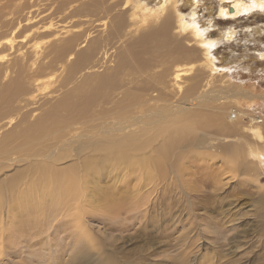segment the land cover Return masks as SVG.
<instances>
[{"label": "bare ground", "instance_id": "6f19581e", "mask_svg": "<svg viewBox=\"0 0 264 264\" xmlns=\"http://www.w3.org/2000/svg\"><path fill=\"white\" fill-rule=\"evenodd\" d=\"M73 1L63 0L57 9H62ZM106 1L82 2L74 10L69 11V16L80 15L85 16L84 18L92 15L94 16L91 18H94L96 13L102 12L104 19L102 18L100 25L103 29L99 27L101 30L100 32L96 30L98 32L96 34L92 31L93 20L74 21L72 30L63 27L61 30L65 31L57 33L48 26L27 25L30 20V17H27L25 25L20 29L10 30L8 36L0 40V52L6 50L12 52L0 56V87H12L7 95V102L10 103V111L17 116L20 114L21 118L28 114L26 107L36 100V93L48 87L43 85H50L56 69H59L61 76L63 75L58 82L62 87L48 94H56L60 88L66 87V83L75 74L83 70L78 75L83 76L78 83L80 88L75 89L73 86L72 91H68L58 100L55 99L53 105L51 103L50 107L40 112L33 124L28 121L29 123L27 122L19 131L10 129L11 131L5 132L0 140V157L8 155V159L1 160L0 163L9 161L12 154H18L19 148H22L19 155L25 160L29 159L26 163V176L14 181L9 180L7 189L5 188L1 194L0 209L3 212L0 213V258L15 254L19 256L16 264H33L31 261L34 259L29 261L26 257L28 253H38L41 259L35 260L45 262L52 256L49 250L52 244L63 239V247L67 245L69 247L67 248V256L70 255L69 264H91L87 262L85 255L93 253V248L101 249L104 244L88 229L89 225H86L85 218H93L98 215L97 212L100 216H109L112 224L110 221L109 225L105 223L104 225L115 227L116 230L111 232L110 238L116 237L114 234L116 231L122 232L120 227L116 226L117 223L115 224L119 217L125 218L127 214L136 213L137 204H146L154 191L160 192L162 187L159 188L160 182L167 179L165 165L168 163L174 168L172 170L177 179L183 183L181 188H188L186 182L182 180L186 175L195 177L193 184H203L208 177L213 189L222 185L219 176L224 173V162L223 164L215 162L216 158L222 159V155L217 146L208 142L210 136L207 137L205 133L199 136L195 134L197 128L193 129L195 122L193 118L197 117L199 121L197 123L204 128L207 127L208 121L205 117L207 111L203 114L205 111L203 109L207 105L200 106L202 103L200 101L225 99L221 94H224L226 89L219 90L215 95L213 92L211 97V94L207 95L206 86L213 83V75L221 70L215 65L217 57L214 56L213 50L219 43L232 40L235 33L232 30L216 31L214 37L210 31L213 29L212 23L205 18L202 21L201 17L204 12H213L212 1L217 2L215 13L218 17L234 19L239 15L245 16L254 11L264 10V0H124L120 4L118 19L114 23L112 10L118 4L113 0L108 3ZM26 5L27 3L18 5V10ZM4 23L9 24L3 22L2 25ZM173 27L178 33L176 37H173ZM20 30L26 32L21 37L24 43L21 47H15L17 43L15 40H18L17 32ZM247 33L253 39H259L261 36L258 35L262 34L259 26L249 28ZM179 34L188 36L197 47L185 46L187 44L182 42L183 37L180 40L177 38ZM26 37L30 38L27 40ZM122 45V50L117 52ZM43 46L44 48L49 46L47 58L43 57ZM157 48H160L161 52L157 51L148 59L147 52H155ZM14 52L19 53L10 57ZM197 52H201V65L211 76L207 75L204 84H200L202 81L200 77L191 76L195 82L184 88L178 80L195 66L191 65V68L186 70L180 68L177 63L196 56ZM122 58L132 68L124 67ZM160 61L168 63L169 66L160 72H154L153 69ZM108 62L110 67L106 66ZM102 66H105L103 71L91 74ZM221 67L223 70L226 68L224 65ZM227 70L231 72V69ZM9 71L15 72L16 75L9 77ZM88 72L90 73L87 74ZM131 72L137 74L135 83L144 81L137 83L135 90L129 88L121 92L120 85L125 81L124 77ZM149 72L155 77L156 85L160 84V88L153 86L151 94L156 91L153 95L149 93L151 86L145 84V78H141L143 74ZM169 73L174 81L172 89L163 81ZM92 75L94 76L91 77ZM7 77H9L7 81H1ZM93 85L94 89L91 88ZM75 97L79 99V107L76 108L80 109L77 118L69 115V105L75 104L73 100ZM175 97L176 99H173ZM261 97H264V93ZM194 106L200 107L191 113ZM166 116H172L171 121L158 125ZM200 117L201 120L198 119ZM3 118V114H0L1 123ZM12 118L4 120L7 122L0 124V128L12 124L14 121ZM250 121L255 124L252 127V135L263 140L264 132L258 126L262 119L250 117ZM82 126L88 127L86 133L83 131L85 137L90 132L97 135V138L93 136L95 140L89 139L91 142L89 146L82 141L73 148L76 151L73 152L74 155L71 154V150L68 153L63 151L64 154L60 151L59 160L51 150L47 154L43 152L42 148L46 146L47 138L55 136L53 139L57 138L58 143L62 141L64 144L68 139L61 140V136L66 133H58L62 129L69 130L72 132L70 137L72 140L76 134L74 131ZM210 126L208 127L211 128ZM224 126L227 130L231 129V125L227 123H224ZM13 138L19 139L20 143L16 148L9 149L11 153H8L5 151L4 143ZM74 140L76 141V138ZM51 142L54 144L55 141ZM71 143L74 144L73 141ZM63 144L60 147L64 149L67 145ZM181 146L186 148V151L183 152ZM60 147L56 146L57 150ZM183 157L187 158V163L182 161ZM65 159L69 160L61 162V169L66 168L64 170L56 168L55 164ZM172 183L173 180L168 184ZM120 184L122 186L116 188ZM103 190L110 191L115 198L97 201V193ZM81 205L89 207L83 208ZM122 221L126 223L127 220ZM73 233L78 234L77 237L72 236ZM91 257L94 259V254ZM203 257L204 263L208 260L210 262V256ZM102 262L115 264L113 257L108 253H105V257L98 254L93 264Z\"/></svg>", "mask_w": 264, "mask_h": 264}, {"label": "rangeland", "instance_id": "374dc122", "mask_svg": "<svg viewBox=\"0 0 264 264\" xmlns=\"http://www.w3.org/2000/svg\"><path fill=\"white\" fill-rule=\"evenodd\" d=\"M62 1L63 0H0V40L2 41L3 38L7 37V33H9L10 30L17 28L20 29L21 26L25 25L27 17H30L29 22L26 23L27 25L29 24L33 27L48 26L51 27L52 30H56L57 33L65 31L61 30L63 27L66 28V30H72V23L74 21L84 22L93 20L94 23L92 24V31H94V34L103 29L100 25L101 21L104 19L102 12H98L99 14L96 13L94 18H91L94 15L90 17L86 16V18H84L85 16L80 15L69 16L70 12L82 2L91 3L96 0H74L68 6L63 7L62 9H57L58 5L62 3ZM104 1L106 0H97V2ZM110 1L112 0H107L106 3ZM113 1L118 5L112 10V23L118 19L117 13L121 8L120 4L124 2V0ZM24 3H27V5L23 9H19V11L18 5ZM216 3V1H212L211 5L214 6L213 12H204L201 20L204 21L206 19V21H210L212 23L213 29L210 31L214 37L216 31L223 32L232 30L235 35L232 40L219 43L213 50L214 56L217 57L215 65L221 68V70H219V73L217 72L213 75V83L206 86V91L208 96L211 94V97L213 92H215V95L223 88L228 92H223L224 94L221 95L225 96V99H217L218 102L212 99L206 102H203L204 100L200 101L202 102L200 103V106L203 104L207 105V108L205 107L203 109V111H205L201 112L204 114L207 111V114L205 113V117L208 122L206 120L204 121L207 122L208 125L205 129L201 126V124H198L199 121L197 120V117H194L193 120L195 122L193 123V129L197 128L196 130L194 129V132L195 134H198V136L204 133L207 137L210 136L208 142L217 146L218 151H220L222 159L216 158L215 162H224V164L222 163L224 166V173L219 176L221 178L220 182L222 185H218L217 189H213L208 177H206L203 184H193L195 177L186 175L187 177H183L182 180L186 182L188 188H181L183 183L177 179V176H175L172 170L174 168L170 163L166 164L165 171L167 179L160 182L159 188L162 186V189L160 188L159 190L160 192L157 190L155 193L154 191L149 196L150 199L146 204H137L135 206L138 208L136 209V213L127 214L125 216L126 219L123 218V216L119 217V221L115 222V224L117 223L116 226L120 227V231L122 232L116 231L114 233L116 237L110 238L111 232L116 230L115 227L112 225L111 227L104 225V223L110 224V221L112 224V219L109 216H100L99 212H97V216H94L93 218H85L86 225H89L88 229L94 236L97 237V239L102 241V244H104L101 249L97 250V248H93V253L85 255L87 262H91V264L96 262L98 254L105 257V253H108L113 257L115 264H191L192 262L194 264H209L210 262L212 264H264V139L262 140V138L260 139L252 135V127L255 126V124H252L250 121V117L258 118L259 120L262 119V123H258V126H260L261 130L264 132V97H261V94L264 93V10H258L259 12L254 11L245 16L239 15L234 19L221 18L215 13ZM185 13L187 12L185 11ZM3 22H7L9 24L4 23V25H2ZM255 26H259L262 32L261 35H258L261 36L259 39L250 38L247 33L249 28ZM96 30L99 31L96 32ZM173 30V37H176L178 33L177 31L175 32L174 27ZM25 34V31L21 32L20 30L17 32L18 40H15L17 42L14 45L15 47H21V44L24 43L22 42L23 40H21V37ZM182 37V42L187 44L185 46L194 48L197 47L195 46L196 44L193 40L189 39L188 36H183V34H179L177 36L179 40ZM26 38L28 40L30 37ZM45 48L44 46L42 48L44 50L43 57L47 58L49 46H45ZM122 48L123 45L117 49V52H120ZM23 49L25 50L26 48ZM157 49L158 50L155 52H147L148 59L157 51L161 52L160 48ZM7 53L12 52L10 50H6L0 52V56L1 54L4 55ZM18 53L19 52H14L10 57H13L14 54ZM113 54L114 53H112V55ZM200 54L201 52H197L196 56L189 59H183L177 63L180 68L186 70L190 69L191 65L195 66L193 67L194 69L187 71L181 76L182 81L178 80V83H180L184 88L192 82H195L193 81L195 79L190 78L191 76L200 77V79H202L200 84L205 83L204 81L207 79V75L211 76L208 74L209 71L207 69H203V66L201 65L202 55ZM122 64L126 68H132L127 62H125V60H123V58ZM108 65L109 62L106 66L110 67V65ZM223 65L226 66V68L224 67V70L221 67ZM167 66H169L168 63L160 61L153 71L160 72ZM171 67L173 69L172 65ZM233 67H235V69L232 70ZM228 68L231 69L230 73L228 72L229 70H227ZM102 69H105V66L99 67L98 69L92 71L91 74L101 72L103 71ZM58 70L59 69H56L53 75L55 79L54 77L52 80L50 79V85H43V87H48L43 90H39L36 93V100L26 107L28 114L24 118H21L20 114L17 116L10 111V103L7 102V95L12 87H0V114H3L4 117L1 121L5 124L7 121L4 120H7L8 117H13L12 119L14 120H12V124L8 126L5 125L3 128H0V140L3 138L5 132H9L13 129H17L19 131L26 126L28 121L32 122L30 124H33L40 112L50 107L51 103L53 105L54 101L64 97L68 91H72L73 86L75 89L80 88L78 83L81 81L83 76L79 77L78 75L83 70H80L77 74H75V76L68 83H66V87L62 89L60 88L56 94H48L53 92V90L55 91L59 89V87H62L61 83L58 84V82L63 75L61 76V73L58 72ZM89 73L90 72L87 74ZM150 73L151 72H149V74H143L141 78H145V84L151 86L149 90V93L151 94V90L154 88L153 86L160 88V84L156 85L154 80L155 77L150 75ZM8 74L10 75L9 77H14L16 75L13 71H9ZM93 76L94 75L91 77ZM9 77L4 80L2 78L1 81H7ZM124 78L125 81L121 83L119 89L121 92H124L129 88L135 90L138 84L144 81H139L137 82L138 84L135 83L134 80H137V74L133 72L127 74ZM163 81H166L165 83L170 89H172L174 81L172 80L171 73H169ZM224 81L226 82L224 83ZM76 85L78 86L76 87ZM91 88L94 89L95 86L93 85ZM154 93H156V91ZM249 94H251L252 97H250ZM173 99H176V97ZM73 100L75 104L71 103L69 105V115L73 118H77L80 115V109L76 108L79 107V99L78 97H75ZM13 103L15 104L16 102L13 100ZM159 103L163 104L162 102ZM200 106L192 107L191 113ZM201 118L202 117L198 119L201 120ZM171 119L172 116H166L162 119L163 121L161 120L158 122V125L171 121ZM3 123L0 122V124ZM224 123L231 125V129H225ZM221 127L224 129V132ZM87 128L88 127L82 126L77 131H74L76 134L73 136L72 140L70 139L72 132L67 129H62V131L58 134H66L61 136V140H64V138L68 140H66L63 144L61 143L62 141L58 143L57 138L53 139L55 136L47 138L45 140L46 146L42 148L43 152L47 154L51 150L55 153L58 160L61 159L60 154L63 153V151H65L64 153H68L71 150V154L74 155L76 151H74L73 148H76L77 144L85 141V145L89 146L91 144L89 139L95 140L97 138V135L95 133L94 135L92 132H90L91 134H87L85 137L84 134L87 132ZM211 129H214L213 131L215 133ZM83 131H85V133ZM211 132H213V134ZM93 136L96 138L94 139ZM74 138H76V141ZM51 141H55L57 145H55V142L52 144ZM72 141L74 144L71 143ZM77 141L79 142L77 143ZM19 143L20 140L17 138L9 140L7 143H4L5 151L11 153L9 149L16 148ZM62 144L67 145V147L65 146L64 149L61 148L60 146H62ZM56 146H59L60 148L57 150ZM20 149L22 148H19V151H17L18 154L11 155V159L9 161L0 163V198L3 190H5L7 185H9V180L14 181L19 179L21 176H26L27 174L26 163L29 159L25 160L24 157L19 155V152L21 151ZM181 149L183 152L186 151V148L183 146H181ZM202 151H204V149ZM6 159H8V155L0 157V161ZM186 159L187 158L183 157L182 161L187 163ZM68 160L69 159H65L58 162V164L56 163V168L61 169V162H66ZM65 168L66 167L61 170H64ZM172 180L173 183L169 185L168 183ZM189 180L192 182L190 183ZM164 184L168 185L165 186ZM121 186L122 184L116 188ZM199 186L202 187L200 188ZM97 197L99 199H97V201L99 202H103L105 199L115 198L114 194L107 190L97 193ZM87 206L88 205H85L84 207L87 208ZM81 207L83 206L81 205ZM5 208L4 210H6ZM1 211L3 212V210L0 209V213ZM80 211L78 210V212ZM122 220L127 221L124 223ZM71 235H76L77 237L78 234L73 233ZM63 241V239H59L58 242L52 244L49 249L51 250L50 255L52 256L48 261H36L41 259L38 253H28L26 258L29 261L33 258L34 260L31 261L33 264H69L70 255L67 256V248L69 247L68 245L63 247ZM36 245L40 246L39 244ZM92 254H94V259L91 257ZM55 255L57 256L56 258ZM202 255L206 257L210 256V262H208V260L204 263L205 259ZM190 260L192 261L190 262ZM18 261L19 256L15 254L6 255L0 258V264H16ZM101 264L104 263L102 262Z\"/></svg>", "mask_w": 264, "mask_h": 264}]
</instances>
